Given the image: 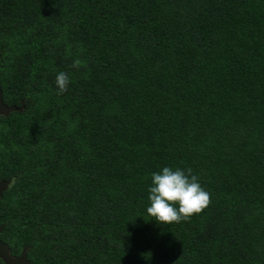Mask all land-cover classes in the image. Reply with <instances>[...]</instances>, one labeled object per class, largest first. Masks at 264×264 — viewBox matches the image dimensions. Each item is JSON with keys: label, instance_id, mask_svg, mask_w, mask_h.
<instances>
[{"label": "trees", "instance_id": "trees-1", "mask_svg": "<svg viewBox=\"0 0 264 264\" xmlns=\"http://www.w3.org/2000/svg\"><path fill=\"white\" fill-rule=\"evenodd\" d=\"M0 92L12 255L264 264V0H0ZM166 166L210 194L187 221L147 214Z\"/></svg>", "mask_w": 264, "mask_h": 264}, {"label": "clouds", "instance_id": "clouds-1", "mask_svg": "<svg viewBox=\"0 0 264 264\" xmlns=\"http://www.w3.org/2000/svg\"><path fill=\"white\" fill-rule=\"evenodd\" d=\"M84 61L77 58L72 67L79 69ZM58 93L67 91L70 84L69 74L61 71L56 75ZM150 206L147 214L159 224H172L187 221L193 215L201 213L211 202L210 194L199 183L191 168L163 167L152 173L151 186L148 189Z\"/></svg>", "mask_w": 264, "mask_h": 264}, {"label": "water", "instance_id": "water-1", "mask_svg": "<svg viewBox=\"0 0 264 264\" xmlns=\"http://www.w3.org/2000/svg\"><path fill=\"white\" fill-rule=\"evenodd\" d=\"M23 106V104H21V106L5 104L0 92V114H8L13 110H21ZM9 184V180H0V196L5 190H7ZM3 228L4 224H1L0 234L3 231ZM27 250L28 249L24 247L17 256H14L11 254L9 245L0 239V259L4 264H29V261L27 260Z\"/></svg>", "mask_w": 264, "mask_h": 264}]
</instances>
